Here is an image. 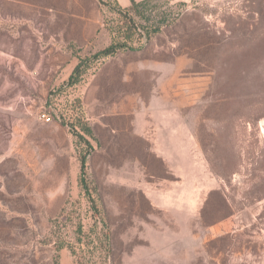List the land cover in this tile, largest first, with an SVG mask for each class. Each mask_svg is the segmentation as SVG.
Returning <instances> with one entry per match:
<instances>
[{"label": "rangeland", "instance_id": "1", "mask_svg": "<svg viewBox=\"0 0 264 264\" xmlns=\"http://www.w3.org/2000/svg\"><path fill=\"white\" fill-rule=\"evenodd\" d=\"M116 2L0 0V264H264V0Z\"/></svg>", "mask_w": 264, "mask_h": 264}, {"label": "trees", "instance_id": "2", "mask_svg": "<svg viewBox=\"0 0 264 264\" xmlns=\"http://www.w3.org/2000/svg\"><path fill=\"white\" fill-rule=\"evenodd\" d=\"M153 1L154 0H132V4L128 8H123L119 3L116 2V10L126 19V31L122 32L123 27H119V25L115 28H112V43L104 50L99 51L97 54H95L93 58L100 59L102 57H109L121 50H135L136 48L134 45V40L137 35L140 37L146 35L147 38L151 39L153 35L159 34L162 31L163 27L165 25H168L167 23H169V20L167 19V15H164L162 19H158L156 20V23L152 24L151 20L147 18V14L149 13L146 7H148ZM135 17H140L141 19H143L144 22H149V25L147 23H137ZM122 35L125 36L123 39L120 38V36ZM87 60L88 59L82 60L76 66L73 74L69 79V84L71 86L77 85L80 82V78L87 70L86 64L89 61ZM70 126L71 130L74 131L75 135L83 139L89 145V142L84 138V136L79 131L75 130L76 125ZM82 129L84 130L85 134L93 136L91 128L83 126ZM86 164V157H84L82 160L83 167H85ZM80 185L83 190L87 193L89 200L92 202L93 206L96 207L95 199L92 197L91 189L87 183V180L84 177L80 178ZM65 247L66 245L64 243H60L57 249L62 250Z\"/></svg>", "mask_w": 264, "mask_h": 264}, {"label": "crops", "instance_id": "3", "mask_svg": "<svg viewBox=\"0 0 264 264\" xmlns=\"http://www.w3.org/2000/svg\"><path fill=\"white\" fill-rule=\"evenodd\" d=\"M117 1L119 2V4H121L123 8H128L132 4V0H117ZM137 1H142V0H137Z\"/></svg>", "mask_w": 264, "mask_h": 264}, {"label": "built area", "instance_id": "4", "mask_svg": "<svg viewBox=\"0 0 264 264\" xmlns=\"http://www.w3.org/2000/svg\"><path fill=\"white\" fill-rule=\"evenodd\" d=\"M44 118L47 122H50L52 120L49 115H44Z\"/></svg>", "mask_w": 264, "mask_h": 264}]
</instances>
